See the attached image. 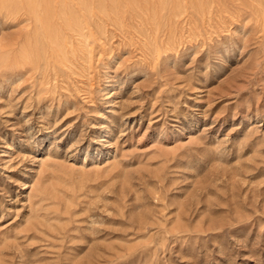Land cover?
<instances>
[{"label":"rangeland","instance_id":"374dc122","mask_svg":"<svg viewBox=\"0 0 264 264\" xmlns=\"http://www.w3.org/2000/svg\"><path fill=\"white\" fill-rule=\"evenodd\" d=\"M11 1L0 264H264V0Z\"/></svg>","mask_w":264,"mask_h":264},{"label":"bare ground","instance_id":"6f19581e","mask_svg":"<svg viewBox=\"0 0 264 264\" xmlns=\"http://www.w3.org/2000/svg\"><path fill=\"white\" fill-rule=\"evenodd\" d=\"M13 1V5L15 4V3H18L16 0H12ZM11 1V2H12ZM33 0H25V3L26 4H29V5H31V2H32ZM35 1V0H34ZM37 2H38V0H36ZM43 1V0H42ZM47 2V1H46ZM49 2V1H48ZM23 3V2H22ZM41 3V2H40ZM55 3V2H54ZM219 3V2H218ZM56 4H57V2H56ZM25 5V4H24ZM48 6H49V4H47ZM218 5V4H217ZM15 6V5H14ZM46 6V5H45ZM58 6V5H57ZM23 7H25V6H23ZM30 7V6H29ZM38 7V6H37ZM40 7V6H39ZM43 7V6H42ZM47 7V6H46ZM50 7V6H49ZM57 8V7H56ZM108 8V7H107ZM22 9V8H21ZM42 9V8H41ZM46 9H48V8H46ZM54 9V8H53ZM58 9V8H57ZM56 9V10H57ZM212 9V8H211ZM11 10V9H10ZM28 10V9H27ZM16 11V10H15ZM24 11V10H23ZM38 11H39V9H38ZM46 11H48V10H46ZM53 11V10H52ZM215 11V10H214ZM51 12V11H50ZM38 13V12H37ZM52 13H54V12H52ZM22 14H25V11L22 13ZM40 14V13H39ZM57 14V13H56ZM50 15H52V14H50ZM55 15V14H54ZM53 15V16H54ZM21 16V15H20ZM22 16H25V15H22ZM40 16V15H39ZM31 17V16H30ZM56 17V16H55ZM37 18H38V16H37ZM23 19H24V17H23ZM22 19V20H23ZM33 20V19H32ZM35 20V19H34ZM31 21V20H30ZM36 21V20H35ZM55 21V20H54ZM25 22V21H24ZM27 22H28V20H27ZM33 22V21H32ZM27 24V23H26ZM36 24V23H35ZM36 45V44H35ZM29 47V46H28ZM29 52H30V50H29ZM31 54V53H30ZM23 56V55H22ZM37 58V57H36ZM46 58V57H45ZM32 59V58H31ZM16 60V59H15ZM39 60V59H38ZM35 61H36V59H35ZM36 63V62H35ZM26 64V63H25ZM28 64V63H27ZM33 64V63H32ZM46 194H47V192H46ZM46 198V197H45ZM41 202V201H40ZM43 203V202H42Z\"/></svg>","mask_w":264,"mask_h":264}]
</instances>
